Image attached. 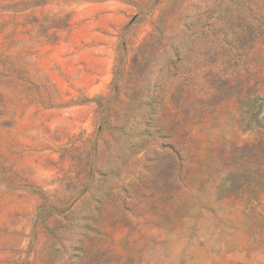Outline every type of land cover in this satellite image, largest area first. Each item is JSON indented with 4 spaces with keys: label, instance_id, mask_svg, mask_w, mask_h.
I'll use <instances>...</instances> for the list:
<instances>
[{
    "label": "rangeland",
    "instance_id": "obj_1",
    "mask_svg": "<svg viewBox=\"0 0 264 264\" xmlns=\"http://www.w3.org/2000/svg\"><path fill=\"white\" fill-rule=\"evenodd\" d=\"M0 264H264V0H0Z\"/></svg>",
    "mask_w": 264,
    "mask_h": 264
}]
</instances>
